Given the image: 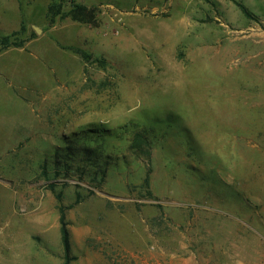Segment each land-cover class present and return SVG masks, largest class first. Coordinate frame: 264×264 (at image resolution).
Here are the masks:
<instances>
[{"label":"rangeland","instance_id":"1","mask_svg":"<svg viewBox=\"0 0 264 264\" xmlns=\"http://www.w3.org/2000/svg\"><path fill=\"white\" fill-rule=\"evenodd\" d=\"M3 37L0 264H264V0H0Z\"/></svg>","mask_w":264,"mask_h":264},{"label":"trees","instance_id":"2","mask_svg":"<svg viewBox=\"0 0 264 264\" xmlns=\"http://www.w3.org/2000/svg\"><path fill=\"white\" fill-rule=\"evenodd\" d=\"M243 10V9H242ZM74 14L76 16H80L83 18H88V20H91L94 18V8H86L85 6H76L74 10ZM8 37H3L0 39V51L4 50L6 48H9L10 46L18 47L21 44L20 43H10ZM60 224V233H61V240L64 246V249H68V232L65 226L64 217L63 214H61L59 219ZM67 264V263H64Z\"/></svg>","mask_w":264,"mask_h":264}]
</instances>
